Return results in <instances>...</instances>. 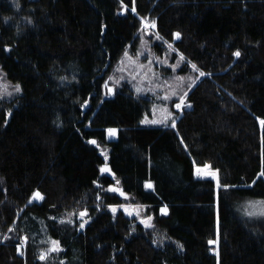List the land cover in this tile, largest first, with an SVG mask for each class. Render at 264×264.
<instances>
[{"label": "trees", "instance_id": "obj_1", "mask_svg": "<svg viewBox=\"0 0 264 264\" xmlns=\"http://www.w3.org/2000/svg\"><path fill=\"white\" fill-rule=\"evenodd\" d=\"M143 20L155 56L205 73L175 127L104 89ZM0 69L21 87L0 109V264H264V0H0ZM125 195L151 226L111 211Z\"/></svg>", "mask_w": 264, "mask_h": 264}, {"label": "rangeland", "instance_id": "obj_2", "mask_svg": "<svg viewBox=\"0 0 264 264\" xmlns=\"http://www.w3.org/2000/svg\"><path fill=\"white\" fill-rule=\"evenodd\" d=\"M147 25H150L147 20L141 22L139 38H136L134 43L136 44V48L133 50H131V47L130 49L127 48L120 56L119 60L106 76L104 89L106 93H111L116 86H126L133 92L135 97L150 100V110L148 114L143 115L141 119L142 125H172L175 119L174 117L177 114H182L186 107L189 108L188 103L185 102L186 95L189 89L197 83L201 75L190 64L184 65L182 57L170 48L167 49L168 52L155 56L148 47V30L154 27ZM181 68H185L186 71L179 72L178 70ZM17 86H19V91L16 90ZM20 92V85L17 82H11L5 79L0 69V109L6 101L17 97ZM181 97H183V103L178 109L175 105L181 103ZM173 103L174 111L172 112L171 106ZM152 121H157V123H152ZM107 137L113 140L115 135L110 136L107 131ZM203 166H199L202 169V174L197 175V167L194 172V177L196 179H209L217 182V179L203 175V172H214L210 167L205 169ZM32 200L39 202L40 197L33 196ZM123 200H125L126 204L122 206L113 205L111 211H122L127 217L139 218L145 226H151L150 219L144 221L146 213L140 205L131 203V200L126 195ZM113 208H115V211H113ZM162 209H165V207ZM262 210L264 211V208ZM162 212L166 213L167 211ZM81 217L78 216L77 218ZM53 247H57V245H53L51 241L50 248L42 252L40 257L44 255L45 258L43 260L48 259L51 253L54 252L52 251Z\"/></svg>", "mask_w": 264, "mask_h": 264}, {"label": "snow or ice", "instance_id": "obj_3", "mask_svg": "<svg viewBox=\"0 0 264 264\" xmlns=\"http://www.w3.org/2000/svg\"><path fill=\"white\" fill-rule=\"evenodd\" d=\"M132 11L134 12V11H135V8H133ZM147 26L155 27V23L152 22L150 25H147ZM179 35H180L179 33H176V34H175L176 37H179ZM234 55L237 56V57H239V56H240V52H239V51H236V52L234 53ZM192 68L195 69V68H196V65L193 64V65H192ZM200 75L203 76V75H205V73L200 72ZM16 90H17V91L20 90V89H19V86H17ZM137 90L139 91V89H137ZM109 91H111V89H109ZM180 99H181V103H177V104L175 105V107L178 108V109L181 107V104L183 103V97H181ZM152 123H157V121H152ZM260 123H261L262 125H264V120H261ZM173 127H175V122H173ZM107 131H108V133H109L110 136H114V135L116 134V131H117V130H116V129H111V128H110V129H108ZM90 143H92V144H96V141H95V140H91ZM203 167H204L205 169H207V168H209L210 166H209V165H204ZM108 171H110V170L108 169L107 165H105L103 168H101V172H108ZM196 172H197V175L199 176V175L202 174V169L198 167V168L196 169ZM261 174L264 175V173H261ZM203 175H205V176H207V177H211V178H213V179H217V173H216V172L207 171V172H203ZM146 187L151 188L152 185L149 183V184L146 185ZM219 187H221V185H220V183H219V180L217 179V188H219ZM224 187H227V186L225 185ZM110 191H112V192H118V191H119V192H120V195H124V193H123L122 191H120L119 189H116V188H110ZM34 196H36V197H40V194H39L38 192H36V193H34ZM41 198H42V197H41ZM30 202H31V201H30ZM113 211H115V208H113ZM162 211L166 212L167 210H166V208H165V209H162ZM80 215H81V216L86 215V211H85V212H81ZM149 219H150V218H149ZM83 226H84L83 224L80 225V227H83ZM25 239H26V238H25ZM58 243H59L58 241H52V244H53V245H58ZM214 243H216V241H214V240H210V241H209V244H214ZM56 250H58L57 247H53V248H52V251H56ZM44 258H45L44 255H41L40 259L43 260Z\"/></svg>", "mask_w": 264, "mask_h": 264}, {"label": "water", "instance_id": "obj_4", "mask_svg": "<svg viewBox=\"0 0 264 264\" xmlns=\"http://www.w3.org/2000/svg\"><path fill=\"white\" fill-rule=\"evenodd\" d=\"M208 245L211 246V245H213V244H209V242H208Z\"/></svg>", "mask_w": 264, "mask_h": 264}]
</instances>
